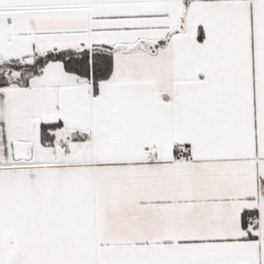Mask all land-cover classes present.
Returning <instances> with one entry per match:
<instances>
[{"label": "snow or ice", "instance_id": "1", "mask_svg": "<svg viewBox=\"0 0 264 264\" xmlns=\"http://www.w3.org/2000/svg\"><path fill=\"white\" fill-rule=\"evenodd\" d=\"M0 264H264V0H0Z\"/></svg>", "mask_w": 264, "mask_h": 264}]
</instances>
